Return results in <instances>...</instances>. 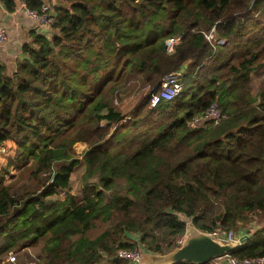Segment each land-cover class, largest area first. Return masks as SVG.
Wrapping results in <instances>:
<instances>
[{
	"label": "trees",
	"instance_id": "1",
	"mask_svg": "<svg viewBox=\"0 0 264 264\" xmlns=\"http://www.w3.org/2000/svg\"><path fill=\"white\" fill-rule=\"evenodd\" d=\"M0 1L13 10L14 0ZM21 2L39 10L50 0ZM49 6L54 34L32 33L11 75L0 65V152L10 153L0 167V262L42 242L36 264H128L113 258L116 248L165 253L189 220L238 232L264 215V85L256 94L250 86L264 61V0ZM171 37L179 41L167 53ZM175 71L183 91L151 108L150 93ZM132 80L150 92L125 113L116 95ZM213 103L225 118L192 129ZM81 163L77 200L70 176ZM26 175L30 185L12 186ZM118 181L125 192L108 196ZM59 190L63 200L47 199ZM164 232L166 249L155 244ZM247 232L229 254L264 256V225Z\"/></svg>",
	"mask_w": 264,
	"mask_h": 264
},
{
	"label": "built area",
	"instance_id": "2",
	"mask_svg": "<svg viewBox=\"0 0 264 264\" xmlns=\"http://www.w3.org/2000/svg\"><path fill=\"white\" fill-rule=\"evenodd\" d=\"M21 6L24 14L31 20L43 26L52 27L55 17L51 8L48 4H45L41 7V9H31L26 6L24 2H21ZM207 40L212 38V32L209 34H204ZM7 34L6 30L3 27H0V47L6 42ZM179 41V37H171L168 38L165 42L167 53H172L174 50V45ZM182 71H175L164 78H162L160 87L150 93V107L154 108L161 102H167L173 100L178 97L183 91V82L181 81ZM225 118V114L219 108L217 103L211 104L202 114L195 117L190 122V127L192 129L201 128L206 126V122H210L212 126L219 124ZM61 191L60 193H62ZM191 224L190 222H186V226L188 227ZM208 232V231H206ZM213 239H217L222 243H237L239 245V237L236 232L233 230L222 229L220 226H217L212 231L208 232ZM182 237H178L175 241L176 245L181 243ZM28 259H25L24 263H20L15 252L11 251L7 253L5 257V262L8 264H36L37 258L32 252L26 248ZM143 251L140 248H116L113 254V258L123 260L128 262V264H142L143 261ZM264 264V256L262 257H253V258H243L238 259L231 256L229 253L216 256L208 260L204 264Z\"/></svg>",
	"mask_w": 264,
	"mask_h": 264
},
{
	"label": "rangeland",
	"instance_id": "3",
	"mask_svg": "<svg viewBox=\"0 0 264 264\" xmlns=\"http://www.w3.org/2000/svg\"><path fill=\"white\" fill-rule=\"evenodd\" d=\"M217 43L222 45V44H224V41L218 40ZM262 85H264V61L260 66H258L251 73V84H250L251 91L254 94H256L258 92V90L262 87ZM119 92L120 93L116 95L117 99H116L115 105H119V107H121L122 110L126 113L140 100V98L142 96H144L150 92V88L149 87H141L138 84V81L132 80L127 85V87L121 89ZM74 148H75L76 155L78 157H81L82 153L86 150L85 149L86 145L84 147V145H78L77 144L74 146ZM5 151H6V149L4 148L0 152V167H2V165H4L6 163V160H8L7 157L10 156V153L5 154L4 153ZM83 176H84V165L81 163L70 176V193H72L76 197L77 200L81 199V189L85 183ZM91 181H93V180H88V182H91ZM11 183H12V186H14V187L15 186L23 187V186L30 185L31 179L28 178L26 175L25 178L21 177L19 180H18V178H16ZM125 188L126 187L124 186V182L118 181L117 184L115 185V187L113 188V190L110 193L108 192L107 195L109 196L112 193L122 194L125 192L124 191ZM58 192L59 193L55 194L54 196L48 197L47 199L48 200H54V199L55 200H63L64 191L62 193H60V190H59ZM220 208H221L220 206H216L215 209L209 213L210 219H208V221H207L208 225L210 224L211 217H214L217 213L220 212ZM189 222H190V220H189ZM262 225H264V215L262 216V215L254 214L252 216L251 222L249 224L245 225L244 227L240 228L238 230V232H236V233L243 232L245 229L252 232V231H254V229H257L258 227H260ZM100 230H101V225L98 224L97 227L92 229V235H96ZM158 235L159 236L156 235V237L159 239V241L155 240V244L160 243L159 245H162L163 248L166 249V247L164 245H166V243L170 241V238L167 236L166 232L158 234ZM135 238H139V235L135 234ZM163 240H164V242H163ZM175 241H176V239H175ZM175 241H174V245H176ZM41 243H39L36 246L28 248L39 261H40V256H42V251H43ZM139 247L143 251V255H144L143 257L145 259H146V257H149L150 253L146 252L142 245H139ZM13 252H15V251H13ZM15 253H16L17 258H18L20 263H24L25 259H28V256H27L28 254H27L26 250L21 249V250L16 251ZM0 264H8V263L5 262V258H4L3 261L0 262ZM37 264H39V262ZM103 264H107V262L103 261Z\"/></svg>",
	"mask_w": 264,
	"mask_h": 264
},
{
	"label": "crops",
	"instance_id": "4",
	"mask_svg": "<svg viewBox=\"0 0 264 264\" xmlns=\"http://www.w3.org/2000/svg\"><path fill=\"white\" fill-rule=\"evenodd\" d=\"M14 2L13 10L9 11L0 1V27H3L7 34L6 42L0 47V63L5 65L6 72L9 75L15 72L16 62L23 56L22 49L24 45L31 42L32 33L50 37L55 32L52 27L40 25L29 19L23 12L21 0H14ZM61 2L62 0H50L47 4L54 5ZM77 144L84 145V147L86 145L80 142ZM247 231L249 230L245 229L243 232L237 233V235H243ZM147 258L143 257L142 264L148 263Z\"/></svg>",
	"mask_w": 264,
	"mask_h": 264
},
{
	"label": "water",
	"instance_id": "5",
	"mask_svg": "<svg viewBox=\"0 0 264 264\" xmlns=\"http://www.w3.org/2000/svg\"><path fill=\"white\" fill-rule=\"evenodd\" d=\"M248 237L249 232L241 235L239 245L243 244ZM239 245L237 243H222L213 239L208 232L189 225L178 246L165 253L149 255L148 263L145 264H176L180 262L204 264L213 257L230 253Z\"/></svg>",
	"mask_w": 264,
	"mask_h": 264
}]
</instances>
